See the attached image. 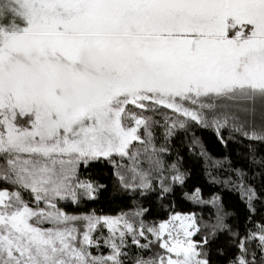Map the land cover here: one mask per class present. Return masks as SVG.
<instances>
[{
    "label": "snow or ice",
    "instance_id": "1",
    "mask_svg": "<svg viewBox=\"0 0 264 264\" xmlns=\"http://www.w3.org/2000/svg\"><path fill=\"white\" fill-rule=\"evenodd\" d=\"M185 102L252 115L257 104L264 109V0L0 2V180L30 192L36 204L19 190H0V264H123L120 218L67 216L54 201L76 202L78 190L92 198L93 184L77 177L81 164L136 160L129 149L144 143L138 132L147 131L148 118L133 109L161 106L201 123ZM245 135L264 140V133ZM76 220L86 222L82 240L68 227ZM172 220L179 230L168 223L147 229L164 253L136 264H209L192 240L195 219ZM101 221L119 231V243L94 257L88 247ZM124 229L138 244L133 225L125 220ZM249 239L264 250V229ZM240 247L245 256L236 264H250L244 242Z\"/></svg>",
    "mask_w": 264,
    "mask_h": 264
},
{
    "label": "trees",
    "instance_id": "2",
    "mask_svg": "<svg viewBox=\"0 0 264 264\" xmlns=\"http://www.w3.org/2000/svg\"><path fill=\"white\" fill-rule=\"evenodd\" d=\"M133 110L148 118L144 143H137L136 160L112 156L81 164L77 177L93 184L92 198L78 190L76 202L71 197L57 199L54 201L57 208L67 216L122 217L131 223L139 243H133V235L125 231L123 264L163 254L164 249L159 248L147 229L158 228L175 215L195 219L199 231L192 240L209 264H236L245 256L241 242L250 264H264V250L258 239H249L264 229V140H252L245 135L254 131L264 133V124L236 122L227 116H201L202 122L197 123L161 106L147 111ZM204 113L201 111V115ZM225 119L227 123L223 126L215 122L223 123ZM156 160L161 162L159 166ZM134 167L136 172L132 171ZM138 173L146 174L151 187L141 186ZM176 175L182 177V182L173 179ZM165 187L169 191L164 192ZM0 190H19L30 206L36 207L30 192L9 181L0 180ZM249 190L254 193L252 199ZM40 206L45 205L42 202ZM142 229L144 236L139 235ZM91 235L94 243L88 252L94 257L110 255L109 243H119V234L101 224ZM144 244L148 248L141 247Z\"/></svg>",
    "mask_w": 264,
    "mask_h": 264
},
{
    "label": "rangeland",
    "instance_id": "3",
    "mask_svg": "<svg viewBox=\"0 0 264 264\" xmlns=\"http://www.w3.org/2000/svg\"><path fill=\"white\" fill-rule=\"evenodd\" d=\"M205 102L207 103L208 101H205ZM217 103H219V102H217ZM185 107H188L190 110L197 111L200 114H201V111H205V113L201 115L202 117L203 116H210L211 118H215V117L227 116L230 118V120H233L236 122L246 121V122L259 124V125L264 124V109H261L259 104L256 105V111H255L254 115H252L250 113H245V112L241 111L236 106H220V107H217L213 110H209L207 108L201 109L198 105H192L188 102H185ZM143 132H144V127H141L139 132H138V135L141 137L142 140H143V135H144ZM133 143H132L133 146H131L129 149L130 155L138 153V144L140 142L134 141ZM101 158H103V157H101ZM118 218H120V223H119V225H116V227L120 230L126 231V229H124V221H125L124 218L115 217V218H110V219L116 220ZM167 223L169 224L170 228L176 227L177 230H179V228H178L179 222L178 221L171 220V221H168ZM100 224L104 228L108 229L107 225L103 224L102 221ZM73 226L76 227V229H77L78 240H82L83 233H84V231H86V222L83 220L70 221L68 224V227H73ZM115 233L119 234V231H117ZM173 234L175 235V233H173ZM134 264H136V262Z\"/></svg>",
    "mask_w": 264,
    "mask_h": 264
}]
</instances>
